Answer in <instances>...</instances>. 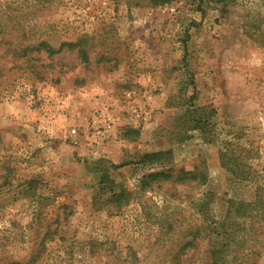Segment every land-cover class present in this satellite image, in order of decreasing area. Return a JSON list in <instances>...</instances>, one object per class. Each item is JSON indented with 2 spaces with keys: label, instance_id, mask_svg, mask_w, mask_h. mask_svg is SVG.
Returning a JSON list of instances; mask_svg holds the SVG:
<instances>
[{
  "label": "rangeland",
  "instance_id": "374dc122",
  "mask_svg": "<svg viewBox=\"0 0 264 264\" xmlns=\"http://www.w3.org/2000/svg\"><path fill=\"white\" fill-rule=\"evenodd\" d=\"M0 28V264H264V0H0ZM84 34L87 63L9 49ZM190 105L207 135L177 121ZM158 150L207 183L139 191ZM100 161L126 163L121 207L93 204Z\"/></svg>",
  "mask_w": 264,
  "mask_h": 264
},
{
  "label": "trees",
  "instance_id": "16d2710c",
  "mask_svg": "<svg viewBox=\"0 0 264 264\" xmlns=\"http://www.w3.org/2000/svg\"><path fill=\"white\" fill-rule=\"evenodd\" d=\"M178 0H149V4L152 7L161 6L165 4H170L172 2H175ZM209 3H215L216 5H219L221 7L226 6L227 4L232 3L234 0H207ZM201 3V0H200ZM8 20V19H7ZM6 30L3 28H0V34H4ZM90 43V44H89ZM94 46L93 38L87 36L86 34L79 36L75 41L73 42H61L57 47L52 46L50 43H48L46 40H40L37 43L32 44L31 46H24L21 48H14L9 47L11 51L13 52V56L15 57H21L27 59L29 54L32 52H36V54H42L44 53L47 58H52L53 55L61 52L64 48L67 50H74L78 57L81 59V62L87 63L89 61V49ZM30 57V56H29ZM38 57V56H36ZM102 58H99V60ZM30 60V59H29ZM30 67H35L30 66ZM39 79H42L40 72L35 73ZM192 99V98H190ZM208 109L206 107H195L194 105L186 107L184 113L181 114V116L177 119V121H182V126L184 127L186 133L189 131H200L201 134L207 135L208 133V121L211 119V117L207 116ZM210 112H213V110H210ZM128 135L134 136L132 138H136L138 135V131L135 129H129L127 130V138ZM188 136L182 135V138H180L181 141L185 140ZM210 142V138L208 139ZM229 143V142H227ZM226 150H221L219 152V159L221 160V164L224 165L225 168H227V171L229 173L234 174L235 172L232 169H235L237 163V158L233 155H228ZM171 150H158V151H151V152H144L140 155V157L134 162L137 164H148V165H159L158 169L155 170H149L146 173L142 174L139 181L137 188L139 191H147L148 189H152L155 186H158L160 184H186V183H197L199 185H205L207 183V173L206 170H199L197 166H193L191 169H185L183 167L176 168L172 161H171ZM233 156V158H232ZM166 160V163L163 161ZM101 164V165H100ZM126 163L121 164H111L108 168L104 167L102 165V161L97 163L96 167L94 168L93 172H96L98 175V182H99V188L96 193V195L93 198V204L96 205L98 201L96 199H101L103 197H107L108 202H115L119 205L117 207H121L123 202L127 203L128 198L130 196V192H128L127 189L124 187H121L119 185H116L114 181L110 177L109 168H112V170H118L122 167H124ZM230 165V166H228ZM233 165V166H231ZM102 167V168H100ZM237 177H242L243 175L239 173L236 175ZM114 187H119V192L115 193ZM243 206V205H242ZM243 212L244 210L242 207H238ZM246 209V208H245ZM236 210V209H235ZM199 228H196L194 230V233L189 232V234L192 235L191 241H186L184 243V246H189L192 243L193 238H195L199 234ZM205 231V228H203ZM225 236H231L233 238L234 231L229 230L228 232H225ZM184 246L182 248H184ZM216 251L213 249L210 250V257L214 255ZM250 255V254H248ZM256 256L258 257L259 254L256 252ZM33 259H30L27 263H11V264H30L32 263ZM213 261L211 257V262ZM244 264V263H243ZM246 264V263H245Z\"/></svg>",
  "mask_w": 264,
  "mask_h": 264
}]
</instances>
